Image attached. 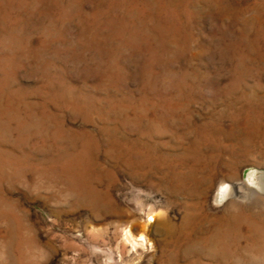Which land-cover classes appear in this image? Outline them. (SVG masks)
<instances>
[{
  "label": "rangeland",
  "instance_id": "obj_1",
  "mask_svg": "<svg viewBox=\"0 0 264 264\" xmlns=\"http://www.w3.org/2000/svg\"><path fill=\"white\" fill-rule=\"evenodd\" d=\"M0 264H264V0H0Z\"/></svg>",
  "mask_w": 264,
  "mask_h": 264
},
{
  "label": "bare ground",
  "instance_id": "obj_2",
  "mask_svg": "<svg viewBox=\"0 0 264 264\" xmlns=\"http://www.w3.org/2000/svg\"><path fill=\"white\" fill-rule=\"evenodd\" d=\"M242 184L241 183H235V185L233 186V191H238L241 188ZM220 194L222 197H226L227 196V189L223 186V188L220 191Z\"/></svg>",
  "mask_w": 264,
  "mask_h": 264
}]
</instances>
